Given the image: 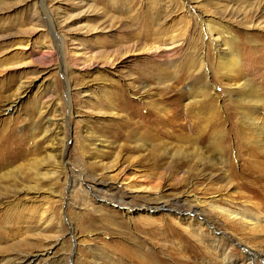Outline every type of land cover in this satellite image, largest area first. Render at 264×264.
Here are the masks:
<instances>
[{
    "label": "rangeland",
    "instance_id": "1",
    "mask_svg": "<svg viewBox=\"0 0 264 264\" xmlns=\"http://www.w3.org/2000/svg\"><path fill=\"white\" fill-rule=\"evenodd\" d=\"M41 1L0 0V264H264V0Z\"/></svg>",
    "mask_w": 264,
    "mask_h": 264
},
{
    "label": "bare ground",
    "instance_id": "2",
    "mask_svg": "<svg viewBox=\"0 0 264 264\" xmlns=\"http://www.w3.org/2000/svg\"><path fill=\"white\" fill-rule=\"evenodd\" d=\"M40 9L42 11H45V4L43 3V0L41 1ZM194 19H195V23H197L200 20L199 15H195ZM258 26H261L262 28H264V21H260ZM226 27L227 26H225V25H223L221 27L220 26L219 27L213 26L211 28V31H213V33L216 35L214 42L216 43L217 40L220 39L221 41L219 43L226 45V47L228 48L226 50H222V54L225 58H224V61L221 63V65H222L223 69L229 71L230 68H232V66L236 65L235 63L237 62L238 53L235 51L233 52V51H231V49H229L230 43L233 41L234 36L228 34ZM53 34H54L53 39H54V42L56 44L55 47H53V48H57L56 52H58V54L62 56L63 47L61 45V41L58 40L56 33L53 32ZM174 37H171V39H169L167 41H163L164 39L163 40L158 39V41H155L156 43H151L150 45H148L147 50L156 53V51H158L159 49L161 50L162 48H165V47H168L166 49H170L173 46V44H175L177 42V41H175V39H172ZM176 38H178V37H176ZM51 47H52L51 44L49 46L46 45V48H51ZM48 50H50V49H46V51H48ZM233 54H234V56H233ZM109 61H110V59H109ZM199 69H200V67H199ZM206 74H207V72H206ZM18 89H19V87L16 88V91ZM237 90L243 91L241 93V97H243L242 101L244 104L248 105L249 107H256V106H259L261 104L264 105V97L262 95H260L261 93H257L256 89H250L249 83H244V85L239 86ZM198 92H200V94L205 93L204 90H200ZM15 106H16L15 100H13L9 104H7V106L4 109L6 114L11 112ZM244 111L245 110H243V112ZM254 123H255V119H254ZM259 129H260L259 134L264 135V128H262L260 126V124H259ZM262 140L264 143V137H262ZM63 150H64V147H63ZM63 156L64 155L62 154L61 157L63 158ZM58 170H59V168L55 167L54 171H52V174L54 175L55 173L58 172ZM92 180H93V183H87V186L90 187L92 192H96V191L101 190L103 188L102 186L96 185L97 182L95 179H92ZM68 184H69V187H71V188L75 187V183H68ZM80 184H81V182H80ZM96 196H99V195H96ZM117 202H118V204H123L122 199H120V198H118ZM145 207L148 210H150V208H152L151 205H145ZM161 207H166V206H161ZM217 208H218V212H220V214H223L226 217V219H228V221L230 220L233 224H238L241 227L243 226L244 228H248V230H250V231H258V227L260 226V224L262 222L261 217L258 216V212L256 210L247 209V208L246 209L245 208L244 209L243 208L242 209L241 208L230 209L229 207H224V206H218ZM177 211L182 214L181 216L187 215V217L196 219L199 222V226L196 228L197 231H195V233L193 234L195 236H199L201 234L202 224H210V222H208V220H206L204 217H202L198 213L199 211L197 209H194L191 205H187L186 207L177 206ZM103 248H101V254L104 252ZM242 248H243V250H245L246 258L248 260H250L252 263H254L259 257H261L262 260H264V248L261 251L262 252L261 256L259 255L258 252L256 253V252L250 251L246 247H242ZM95 249H96V247H95ZM225 255H226V252L223 253V258H225Z\"/></svg>",
    "mask_w": 264,
    "mask_h": 264
}]
</instances>
